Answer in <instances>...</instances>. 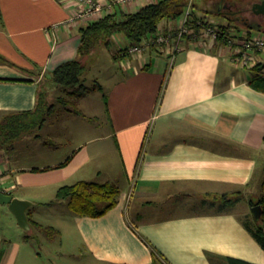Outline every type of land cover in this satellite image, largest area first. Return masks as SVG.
I'll use <instances>...</instances> for the list:
<instances>
[{
    "label": "crops",
    "instance_id": "crops-1",
    "mask_svg": "<svg viewBox=\"0 0 264 264\" xmlns=\"http://www.w3.org/2000/svg\"><path fill=\"white\" fill-rule=\"evenodd\" d=\"M158 1L113 2L112 13ZM200 1L192 5L198 17L223 16L217 24L233 19L223 6L229 0ZM177 3L180 13L157 30L177 29L186 7ZM76 12L71 0H0V119L34 110L42 81L78 56L80 28L108 8L86 21ZM111 39L84 58L116 42L110 55L119 73L106 90L105 129L98 131L80 110L88 92L77 99V111L53 106L40 128L26 132L33 138L27 149L38 159L15 156L16 139L10 159L0 150V190L35 204L63 184L115 183L117 203L105 214L68 219L82 257L76 264H150V244L167 264H227V257L264 264V249L244 225L249 212L237 211L239 197L264 177V91L250 84L251 69L239 72L227 48L209 40H185L171 56L157 47L132 55L127 37L119 32ZM66 142L69 150L58 156ZM33 206L31 216L40 222ZM0 211L7 222L0 229V264H37L29 231L7 205ZM48 225L60 231L63 246L66 229Z\"/></svg>",
    "mask_w": 264,
    "mask_h": 264
},
{
    "label": "trees",
    "instance_id": "trees-1",
    "mask_svg": "<svg viewBox=\"0 0 264 264\" xmlns=\"http://www.w3.org/2000/svg\"><path fill=\"white\" fill-rule=\"evenodd\" d=\"M184 4L187 0H160L155 3H149L141 6L136 11L124 13L117 17L115 13H107L98 20H93L80 28V44L78 47V56L74 59L62 62L50 74L53 80L59 86L69 88L67 93L72 96L73 100H68L76 107L77 99L84 94L93 90V86H88L83 80L85 70L84 58L98 44L109 45L111 38L115 33H122L131 43L141 41L149 34L155 33L159 23L168 17L177 16L181 7L180 2ZM234 3L235 0H229ZM192 22H196L198 18L192 12ZM236 19H230L225 23H219L217 26L220 30V37L217 41L219 44L227 43L234 31L246 30L249 34L255 29H264V22L261 24H245L239 27L235 22ZM264 64H257L252 71L250 84L261 91H264ZM65 100V99H64ZM52 104H47L45 93L40 91L38 95V103L34 110L21 113H13L0 119V136L2 141L9 143L21 134L31 129L40 128L46 121V118L53 109ZM11 194V193H10ZM119 194L118 186L110 181L99 182L95 180H80L72 184H63L56 190L55 197L57 200L66 199L70 211L76 215L98 217L105 214L109 209L117 203ZM260 206V217L256 218L252 213L244 217V225L255 238V240L264 249V177L260 182L259 192L255 201L250 200V207L253 205ZM27 216L31 225V229L26 234L27 239L33 238L35 231L41 233L46 239L54 240L59 237L60 231L52 226L45 225L34 220L31 216V206L27 209ZM152 252V261L150 264H167L165 257L150 244ZM227 264H255L241 259L227 257Z\"/></svg>",
    "mask_w": 264,
    "mask_h": 264
},
{
    "label": "rangeland",
    "instance_id": "rangeland-1",
    "mask_svg": "<svg viewBox=\"0 0 264 264\" xmlns=\"http://www.w3.org/2000/svg\"><path fill=\"white\" fill-rule=\"evenodd\" d=\"M198 4H201L200 0H195ZM257 0H235L232 4L233 10L239 12L238 20L235 22L239 27L245 26V24H261L264 22V18L254 15L250 7ZM223 13V12H222ZM224 14V13H223ZM213 19L218 21H223L225 18L221 15H216L214 13H209ZM233 18V17H232ZM243 29H245L243 27ZM261 30H264L263 28ZM242 31V30H240ZM236 32V31H234ZM252 33H258V30H254ZM121 35H123L121 33ZM115 41L111 46L107 48H98L96 53L90 54L85 60V70L83 74V80L86 85L93 86L94 89L90 90L85 96L83 104L80 110L84 113V116L91 118V121L94 126L98 127V131H103L106 127V115L104 108V98L106 95V90L111 82L112 77L118 72L119 66L118 62L113 56L110 55V49L115 48ZM246 73L249 72L248 69L239 68V72ZM52 80H43L42 81V92H47V104L52 105H62L68 106V108H73V104L68 100H73L74 98L67 93L69 88L63 86H57L52 84ZM59 96V98H58ZM65 99V100H64ZM75 100V99H74ZM73 100V101H74ZM78 105L76 104V107ZM80 106V105H79ZM78 108V107H77ZM66 131V130H64ZM67 132V131H66ZM27 133L21 134L13 142L15 143L16 151L13 153L15 156L20 157V160L26 159H38L39 156L33 153L31 150L27 149L30 146L33 138H28ZM47 140V139H46ZM43 141V140H41ZM71 146V143L66 142L64 146L57 151V155L67 152ZM0 150L2 154L5 155L8 159L11 157L12 150V141L5 143L2 141L0 136ZM38 153V152H37ZM41 158V157H40ZM260 184L252 187L248 192L242 194L238 199L237 210L241 215L243 213L249 212V216L253 213L252 207L249 209V204H247L248 199L256 200L259 192ZM45 203H33L34 211L36 212V217L40 220L41 223L47 224H58L66 229V237L64 245H60V237H56L53 241L46 239L41 233L35 231L33 238H31V245L33 246L34 253L38 255L37 264H54L57 261H64L65 264H76L82 257L78 255L79 249L76 245V240L74 239L72 227L69 226L71 211L68 208L66 199H59L55 197V194L47 195L45 197ZM47 202V203H46ZM2 211H0V229L6 222L5 216H3ZM5 228V227H4ZM67 228L69 231H67ZM70 239V240H68ZM62 253V258L59 257Z\"/></svg>",
    "mask_w": 264,
    "mask_h": 264
},
{
    "label": "built area",
    "instance_id": "built-area-1",
    "mask_svg": "<svg viewBox=\"0 0 264 264\" xmlns=\"http://www.w3.org/2000/svg\"><path fill=\"white\" fill-rule=\"evenodd\" d=\"M71 1L75 3L77 8L75 17L78 20L86 21L101 15L105 6L108 8L107 13H110L113 11L115 2L125 4L128 0H115L114 3H106L102 0ZM192 5L193 0H187L185 10L182 13V21L175 31L157 30L141 41L131 43L125 51L133 55L142 53L148 47H157L172 56L184 48L185 40L190 39L200 43L205 40L217 42L220 37L218 24L213 20L203 19L202 17H198L196 22H192ZM222 45L227 48L232 61L243 69H252L257 64H264V31L250 34L246 30L237 31L227 40V43Z\"/></svg>",
    "mask_w": 264,
    "mask_h": 264
},
{
    "label": "water",
    "instance_id": "water-1",
    "mask_svg": "<svg viewBox=\"0 0 264 264\" xmlns=\"http://www.w3.org/2000/svg\"><path fill=\"white\" fill-rule=\"evenodd\" d=\"M251 12L254 15L264 18V0L255 1L251 7ZM7 205L8 209L14 215L18 225L25 231H30L31 225L27 216V209L33 204L31 200L19 198L12 194L0 190V205ZM252 212L256 218H259L260 206L253 205Z\"/></svg>",
    "mask_w": 264,
    "mask_h": 264
},
{
    "label": "flooded vegetation",
    "instance_id": "flooded-vegetation-1",
    "mask_svg": "<svg viewBox=\"0 0 264 264\" xmlns=\"http://www.w3.org/2000/svg\"><path fill=\"white\" fill-rule=\"evenodd\" d=\"M223 6H225L224 10L226 11L229 17H233V19L239 18V12L233 10L232 4L226 2Z\"/></svg>",
    "mask_w": 264,
    "mask_h": 264
}]
</instances>
